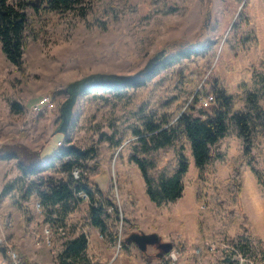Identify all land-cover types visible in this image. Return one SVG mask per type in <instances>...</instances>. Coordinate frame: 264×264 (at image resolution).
I'll list each match as a JSON object with an SVG mask.
<instances>
[{
  "label": "rangeland",
  "instance_id": "rangeland-1",
  "mask_svg": "<svg viewBox=\"0 0 264 264\" xmlns=\"http://www.w3.org/2000/svg\"><path fill=\"white\" fill-rule=\"evenodd\" d=\"M164 2L177 4L178 9L159 11L162 0L156 4L152 0H82L66 10L40 12L27 5L36 37H29L24 71L8 59L0 42V145L22 142L50 151L67 144L64 134L56 130L70 81L92 72L133 74L169 40L217 41L210 68L206 63L194 67L198 81L194 86L174 75L161 74L143 87L130 89L131 100H108L103 91L78 96L67 135L70 143L81 147L98 146L103 171L95 181L119 205L118 236L107 237L89 221L88 197L64 222H52L44 208L37 206L35 195L21 205L11 192L0 197V245L25 253L23 264H63L59 252L64 242L80 232L88 236L86 255L70 264H264V0ZM110 5L124 11L117 18L104 19L103 10ZM97 16L106 21V27L96 23ZM144 16L149 17L142 19ZM142 39L146 46L141 45ZM213 77L220 78L239 108L249 109L256 123L252 140L247 143L239 126L231 123L214 146L222 156L202 168L196 165L187 144L190 165L184 175L183 194L158 206L146 192L139 167L129 159L131 138L116 147L107 135L117 134L116 126L135 120L131 108L141 98L154 99L171 92L188 105L193 88L202 95L211 92ZM246 86L256 91L252 102L243 93ZM42 94L50 95L56 104L53 109L36 112L32 104ZM199 102L196 113L214 104L202 107ZM172 155V149H161V162ZM19 174L15 159H0V191ZM237 183L241 187L238 196ZM233 210L240 214L241 223L229 226ZM140 230L159 232L173 247L163 257L156 244L143 251L134 241H126L127 235ZM7 261L0 252V264Z\"/></svg>",
  "mask_w": 264,
  "mask_h": 264
},
{
  "label": "trees",
  "instance_id": "trees-1",
  "mask_svg": "<svg viewBox=\"0 0 264 264\" xmlns=\"http://www.w3.org/2000/svg\"><path fill=\"white\" fill-rule=\"evenodd\" d=\"M80 1L82 0H0V42L8 59L21 71L25 70L24 52L29 37H36L35 31L30 27L29 15L25 9L27 5L40 12L43 9L66 10ZM160 1L152 0V3ZM160 5L162 6L158 10L163 12L178 9L177 4L163 3V0ZM123 11V7L120 10L110 5V8H104L103 18H117L118 13ZM148 17L144 16L142 19ZM103 18L97 16L95 20L97 24L102 22L103 27H106ZM150 41L153 42L152 39ZM141 45L146 46L144 39L141 40ZM158 51H163L161 57L151 61L149 69L137 79L115 84L90 85L83 93L103 91L108 100L125 97L131 100L134 97L133 92L129 94L130 89L143 87L161 74L174 75L179 81L194 86L198 82L195 80L197 72L193 70L194 67L204 66L206 63L210 68L217 54V41L178 38L167 41ZM210 84L214 104L212 103L213 106L209 110L195 112L196 103L202 96L201 90L195 88L188 105L179 99L178 94L171 92L154 99L141 98L142 100L134 103L131 108L135 120L127 126H116L114 129L117 134L115 132V135H107L116 147L131 138L129 159L139 167L146 192L158 206L174 201L183 194L184 175L190 165L186 153L187 144L196 165L202 168L212 159L222 156L221 151L214 149V146L225 135L231 123L239 126V131L247 143L252 140L256 123L249 109L236 105L234 95L227 91L220 78H211ZM243 93L246 100L252 102L256 91L246 86ZM14 104L21 107L17 102ZM64 138L67 144L56 146L50 151L43 150L42 147L32 148L22 142L1 144L0 159H15L20 174L4 184L0 197L13 192L17 195V202L22 205L26 199L35 195L40 206L44 208L47 219L52 222H64L66 216L79 207L83 198L88 197L89 221L107 237H117L121 218L119 205L110 192L104 191L95 181V177L103 171L98 146L91 143L87 147H81L70 143L67 133ZM163 148L172 149L173 155L161 162L160 150ZM246 153H249L248 148ZM74 169H79L78 176H75ZM240 191V183H237L235 195L238 196ZM25 209H28L27 206ZM232 212L229 226L240 222V214L234 210ZM241 216L247 221L246 213ZM122 243L128 245L124 240ZM87 247L88 236L85 232H80L64 242L59 259L63 264H70L73 260L84 258ZM0 252L8 258L5 245H0ZM20 255L27 261L25 253Z\"/></svg>",
  "mask_w": 264,
  "mask_h": 264
},
{
  "label": "water",
  "instance_id": "water-1",
  "mask_svg": "<svg viewBox=\"0 0 264 264\" xmlns=\"http://www.w3.org/2000/svg\"><path fill=\"white\" fill-rule=\"evenodd\" d=\"M162 54L163 51H156L155 54L150 57L149 62L146 63L143 68L133 74L125 75L115 73L92 72L73 81H70L66 86L68 96L60 106L61 121L56 131L63 134L67 133L68 126L73 114L75 102L78 96L83 93V91L87 89L90 85L115 84L137 79L141 74L145 73L149 69L150 62L158 60ZM126 241H134L143 251L147 249L149 244H156V246L160 249L159 255L170 251L173 247V242L162 240L161 234L157 231H133L126 236Z\"/></svg>",
  "mask_w": 264,
  "mask_h": 264
},
{
  "label": "built area",
  "instance_id": "built-area-1",
  "mask_svg": "<svg viewBox=\"0 0 264 264\" xmlns=\"http://www.w3.org/2000/svg\"><path fill=\"white\" fill-rule=\"evenodd\" d=\"M214 101V94L212 92H207L206 94L202 95L200 97V105L202 107L208 106L212 104ZM56 102L54 99L48 95V94H42L40 98L32 104V109L36 112L41 111V110H50L55 107ZM74 174L76 176L79 175L78 170L74 169L73 170ZM37 206L40 207V203H37ZM213 247V245H212ZM6 251L8 255V261L6 264H23L22 263V257L19 254V252L16 250L15 247L13 246H6ZM3 264V263H2Z\"/></svg>",
  "mask_w": 264,
  "mask_h": 264
}]
</instances>
